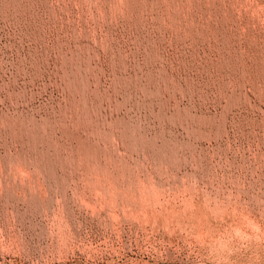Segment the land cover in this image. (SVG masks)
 Wrapping results in <instances>:
<instances>
[{"label":"rangeland","instance_id":"obj_1","mask_svg":"<svg viewBox=\"0 0 264 264\" xmlns=\"http://www.w3.org/2000/svg\"><path fill=\"white\" fill-rule=\"evenodd\" d=\"M0 264H264V0H0Z\"/></svg>","mask_w":264,"mask_h":264}]
</instances>
